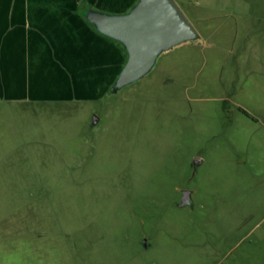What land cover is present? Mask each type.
Returning <instances> with one entry per match:
<instances>
[{"label": "rangeland", "instance_id": "rangeland-1", "mask_svg": "<svg viewBox=\"0 0 264 264\" xmlns=\"http://www.w3.org/2000/svg\"><path fill=\"white\" fill-rule=\"evenodd\" d=\"M176 1L145 79L0 103V264H264V0Z\"/></svg>", "mask_w": 264, "mask_h": 264}, {"label": "crops", "instance_id": "crops-1", "mask_svg": "<svg viewBox=\"0 0 264 264\" xmlns=\"http://www.w3.org/2000/svg\"><path fill=\"white\" fill-rule=\"evenodd\" d=\"M137 1L0 0V103L40 107L103 100L126 56L87 13L124 14Z\"/></svg>", "mask_w": 264, "mask_h": 264}, {"label": "water", "instance_id": "water-1", "mask_svg": "<svg viewBox=\"0 0 264 264\" xmlns=\"http://www.w3.org/2000/svg\"><path fill=\"white\" fill-rule=\"evenodd\" d=\"M86 17L98 32L116 41L127 56L109 94L145 79L164 53L201 38L176 0H138L124 14L90 10ZM190 199V194L184 193L180 205H188Z\"/></svg>", "mask_w": 264, "mask_h": 264}, {"label": "trees", "instance_id": "trees-1", "mask_svg": "<svg viewBox=\"0 0 264 264\" xmlns=\"http://www.w3.org/2000/svg\"><path fill=\"white\" fill-rule=\"evenodd\" d=\"M125 52V51H124Z\"/></svg>", "mask_w": 264, "mask_h": 264}]
</instances>
